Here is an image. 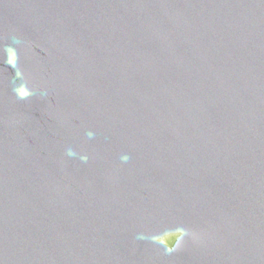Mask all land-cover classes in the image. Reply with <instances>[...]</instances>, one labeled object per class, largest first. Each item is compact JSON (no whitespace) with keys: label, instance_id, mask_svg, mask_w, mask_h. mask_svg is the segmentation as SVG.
Wrapping results in <instances>:
<instances>
[{"label":"water","instance_id":"water-1","mask_svg":"<svg viewBox=\"0 0 264 264\" xmlns=\"http://www.w3.org/2000/svg\"><path fill=\"white\" fill-rule=\"evenodd\" d=\"M0 264H264V0H0Z\"/></svg>","mask_w":264,"mask_h":264},{"label":"clouds","instance_id":"clouds-1","mask_svg":"<svg viewBox=\"0 0 264 264\" xmlns=\"http://www.w3.org/2000/svg\"><path fill=\"white\" fill-rule=\"evenodd\" d=\"M124 159L126 160V159H127V157H124Z\"/></svg>","mask_w":264,"mask_h":264}]
</instances>
